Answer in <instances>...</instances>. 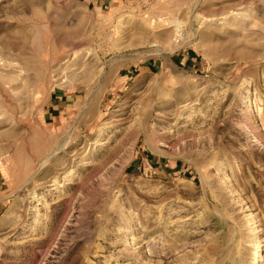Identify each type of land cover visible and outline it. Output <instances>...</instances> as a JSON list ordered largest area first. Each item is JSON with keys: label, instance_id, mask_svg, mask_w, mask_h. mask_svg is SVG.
Instances as JSON below:
<instances>
[{"label": "rangeland", "instance_id": "374dc122", "mask_svg": "<svg viewBox=\"0 0 264 264\" xmlns=\"http://www.w3.org/2000/svg\"><path fill=\"white\" fill-rule=\"evenodd\" d=\"M0 264H264V0H0Z\"/></svg>", "mask_w": 264, "mask_h": 264}]
</instances>
